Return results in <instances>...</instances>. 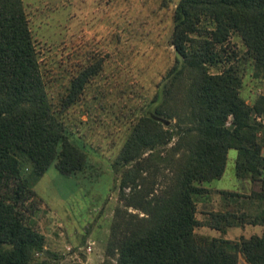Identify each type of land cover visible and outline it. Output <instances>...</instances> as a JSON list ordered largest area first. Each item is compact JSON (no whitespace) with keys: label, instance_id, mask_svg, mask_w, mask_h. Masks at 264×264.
<instances>
[{"label":"rangeland","instance_id":"rangeland-1","mask_svg":"<svg viewBox=\"0 0 264 264\" xmlns=\"http://www.w3.org/2000/svg\"><path fill=\"white\" fill-rule=\"evenodd\" d=\"M177 2L22 0L52 108L67 138L85 152L82 168L69 174L58 171L55 161L36 174L29 160H21L33 193L26 204V221L43 236V250L35 253L41 261L115 263L119 238L141 226L161 190L175 181L178 150L171 147L178 134L166 144L143 148L130 178L125 172L136 159L125 162L117 157L139 117L157 106L177 112L161 116L164 127L174 131L189 124L184 114L187 76L171 93L163 89L178 58L171 42ZM226 47L231 53L228 62L241 77L240 95L253 105L264 96V77L239 37L231 36ZM228 64L208 70L218 72ZM78 77L81 88L70 98ZM253 115L264 126V113ZM259 135L264 136V127ZM261 151L264 154V145ZM235 158L236 149L229 148L221 177L201 182L208 191L196 201L198 235L239 239L264 234V169L259 179H237ZM222 189L237 192L227 198L246 219L260 223L227 226L223 232L207 224L211 211L221 208ZM239 260L248 264L242 255Z\"/></svg>","mask_w":264,"mask_h":264},{"label":"trees","instance_id":"trees-1","mask_svg":"<svg viewBox=\"0 0 264 264\" xmlns=\"http://www.w3.org/2000/svg\"><path fill=\"white\" fill-rule=\"evenodd\" d=\"M173 21L171 42L178 58L163 89L171 93L187 76L189 124L174 131L164 127L161 116L177 112L157 106L139 117L117 161L136 159L125 172L130 178L143 148L166 144L178 134L171 147L178 150L176 179L158 194L141 226L119 238L116 262L110 264H241L240 255L248 264H264V234L231 239L195 232L196 201L208 191L201 182L221 177L229 148L236 149L237 179H259L264 169V136L259 135L264 126L253 115L264 113V96L253 105L243 99L241 77L226 49L231 36L239 37L264 77V0H178ZM223 62L229 64L222 70H208ZM81 84L78 77L70 98ZM23 158L36 174L54 161L58 171L69 174L82 168L85 152L67 138L52 108L22 0H0V264H49L35 256L43 250V236L26 221L33 193L22 173ZM221 193V208L206 222L212 228L223 232L227 226L260 223L246 219L227 198L237 192Z\"/></svg>","mask_w":264,"mask_h":264},{"label":"water","instance_id":"water-1","mask_svg":"<svg viewBox=\"0 0 264 264\" xmlns=\"http://www.w3.org/2000/svg\"><path fill=\"white\" fill-rule=\"evenodd\" d=\"M166 122H168V120H166Z\"/></svg>","mask_w":264,"mask_h":264}]
</instances>
